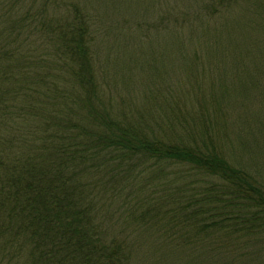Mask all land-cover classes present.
<instances>
[{"label":"trees","instance_id":"trees-1","mask_svg":"<svg viewBox=\"0 0 264 264\" xmlns=\"http://www.w3.org/2000/svg\"><path fill=\"white\" fill-rule=\"evenodd\" d=\"M149 1L135 25L142 40L160 39L171 17L187 25L185 43L204 42L221 59L216 79L230 77L239 50L220 37L236 21L224 12L234 0H189L163 10L160 25L149 15L159 1ZM50 2L0 0V264H152L136 262L149 240L175 264H264V146L248 142L264 139L262 118L238 127V149L224 113L213 121L198 104L189 121L172 103L136 105L132 79L100 73L92 15ZM249 2L256 18L245 44L260 55L264 0ZM218 16L219 35L200 38Z\"/></svg>","mask_w":264,"mask_h":264},{"label":"rangeland","instance_id":"rangeland-1","mask_svg":"<svg viewBox=\"0 0 264 264\" xmlns=\"http://www.w3.org/2000/svg\"><path fill=\"white\" fill-rule=\"evenodd\" d=\"M220 1L216 0L217 4ZM234 1L233 8H229L230 4H228L224 12L228 11V15L231 17L227 18H234L236 21L232 20L233 22L227 24L228 27H225V31L229 36H221L220 41L224 43L225 39L228 40L227 37L232 35L230 41H233L234 47L238 48L239 53L236 58L237 63L232 61L227 63L231 72L230 77H225V79L222 76H218L216 79V75L210 72L211 69L216 70V61H221V59H212L204 47V42L190 45L181 39L189 33L188 29L179 33L181 28L187 26L186 24L179 28L176 24L180 22L169 17L171 26L166 24V27L161 26L165 30L158 28L155 31V33L167 31V33H160V39L154 37V31L153 33L147 32L149 36L147 35L143 40L140 38L141 35L138 31L142 29L140 26L136 28L135 25L139 22V18L147 16L145 12L148 11V6H153L149 0L147 2L145 0H51L50 3L54 9H58L62 13H66L71 4L77 3L84 11L87 10L92 15L96 61L100 73L114 75L117 78L127 76L132 79L128 95L133 97L131 99L133 103L144 107L146 100L148 102L150 100L153 106H149L157 111L162 110L157 101L163 102V105L172 103L186 120L189 118V121L197 113H201L200 107L202 108V106L198 104L203 105L204 112L209 115L211 120L214 119V116L221 118L219 114L224 113V119L227 122L229 118L231 119L234 131L230 130L229 140L224 136L223 138L239 149L242 143L236 140L234 135L235 131L239 132L238 127H242L246 121H254V124L259 118H262V122L264 121V97L258 96L259 93L257 94V91L252 87L256 82L254 80H260L262 87L264 85V78L259 75V73L264 74V50L259 49L260 55H256L253 47L245 44V40L254 34L249 27H246L256 18L246 10L247 7H252V3L249 0ZM157 2L155 6L158 7L153 8L157 10V13L154 14L153 11H150L149 15L156 17L159 25L162 22L160 14L166 12L163 10L166 9L167 14L168 8L176 7L177 11L178 8L182 11L187 9L186 5L189 6V0H157ZM160 2L163 4L161 5ZM196 5L197 3H191V6L197 7ZM149 9L152 10V8ZM208 17L207 13L204 18ZM218 18L219 16L217 21H207L208 25L198 29L200 38L202 35L204 37L219 35V31L223 27H219ZM241 25L242 27H240ZM178 34L179 36H177ZM255 36H260V34ZM256 62H258L257 65H252ZM233 66L234 68H232ZM231 74L235 75L231 77ZM255 74L257 77H253ZM111 82L112 79L109 83ZM155 90L163 92L155 96L154 92H157ZM147 92L153 97L149 96ZM112 94L120 95V91L113 89ZM248 140L249 143L264 146L262 141L264 139L258 142L252 137ZM226 146L229 149L226 147L228 152L235 153L234 157H236L237 150L233 151L230 145L226 144ZM239 155L244 156L243 154ZM139 238L146 239L144 235ZM158 246L156 241L149 240V244L147 243L136 262L144 258L152 264H175L172 256L170 260L161 257ZM186 264H211V262H207L204 257H197Z\"/></svg>","mask_w":264,"mask_h":264}]
</instances>
